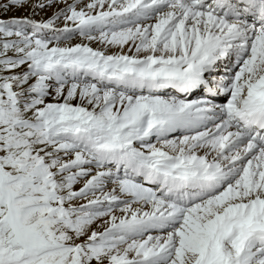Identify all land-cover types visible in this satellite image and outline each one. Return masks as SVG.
Instances as JSON below:
<instances>
[{"label": "snow or ice", "instance_id": "1", "mask_svg": "<svg viewBox=\"0 0 264 264\" xmlns=\"http://www.w3.org/2000/svg\"><path fill=\"white\" fill-rule=\"evenodd\" d=\"M0 264H264V0H0Z\"/></svg>", "mask_w": 264, "mask_h": 264}]
</instances>
